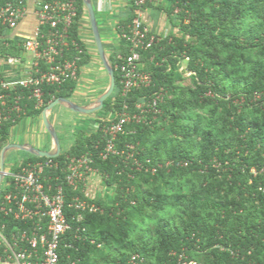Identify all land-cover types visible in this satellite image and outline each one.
Masks as SVG:
<instances>
[{
  "label": "trees",
  "instance_id": "obj_1",
  "mask_svg": "<svg viewBox=\"0 0 264 264\" xmlns=\"http://www.w3.org/2000/svg\"><path fill=\"white\" fill-rule=\"evenodd\" d=\"M10 1L18 2L0 4ZM77 7L70 33L84 51L83 68L91 55L79 35L84 1ZM158 9L180 34L140 52L150 87L122 96L117 65L119 56L130 54L122 38L129 19L119 26L121 45L109 57L116 87L99 112L98 127L77 133L56 158L63 168L67 157L90 153L92 168L113 192L112 201L104 202L91 199L83 186L65 187L70 230L60 244L61 264H131L133 256L142 264H264V0H170L168 9ZM6 32L0 24V56L24 59L26 41L6 39ZM187 73L191 86L183 84ZM77 83L44 87L41 110L25 93V114L16 122L70 99ZM161 93L160 113L128 125L116 142L119 154L101 160L105 127L125 106L139 114L137 105L147 106ZM16 122L2 127L0 153ZM75 198L101 211L80 213ZM2 225L9 236L14 224L0 214Z\"/></svg>",
  "mask_w": 264,
  "mask_h": 264
},
{
  "label": "built area",
  "instance_id": "obj_2",
  "mask_svg": "<svg viewBox=\"0 0 264 264\" xmlns=\"http://www.w3.org/2000/svg\"><path fill=\"white\" fill-rule=\"evenodd\" d=\"M77 1L41 0L37 3V25L32 38L24 45V54L29 55L27 65H23L24 59L21 58L5 59L9 66L26 67L24 76L11 81L0 73V131L6 122L14 123L25 114L22 107L25 93L27 100L35 103L36 110H41L45 105L44 87H60L79 80L84 51L71 39L70 33L77 17ZM133 1L132 22L128 33L122 36L129 44L130 54L119 56L121 63L117 65L123 97L135 89L150 87L152 77L142 69L140 52L152 49L162 39L153 34L142 20L145 7L158 4L160 0ZM179 12L177 8L175 14ZM26 13L24 0L0 4V24L13 31ZM161 102L162 93L147 106L144 103L137 105L139 114H132L125 106L116 120L105 127L106 146L99 158L106 160L118 155L116 142L119 135L128 125L141 123L145 114L158 115ZM129 149L132 150V147ZM128 158L132 159V155L129 154ZM93 163V157L88 153L79 158L67 157L63 168L52 158L27 164L21 162L12 168H5L0 187V214L10 218L14 226L9 236L4 234L6 225L0 228V264H61L60 244L70 230L64 211L65 187L83 186L85 192L89 175L97 173L92 168ZM136 165L141 169V164ZM73 207L80 213L101 211L96 205L80 198L74 199ZM78 219L82 220L81 214ZM131 264H142V261L139 256H133Z\"/></svg>",
  "mask_w": 264,
  "mask_h": 264
},
{
  "label": "crops",
  "instance_id": "obj_3",
  "mask_svg": "<svg viewBox=\"0 0 264 264\" xmlns=\"http://www.w3.org/2000/svg\"><path fill=\"white\" fill-rule=\"evenodd\" d=\"M41 0H24V4L27 8V13L25 18L19 23L18 27L13 31L6 32V39L15 38L20 39L22 41H27L28 39L32 38L34 30L37 25L36 17H35V9L37 3ZM91 3L94 8L95 17L98 25V29L100 32V36L102 38V43L104 46V50L106 52L107 57L109 58L110 55L114 54L118 51L120 47V35L118 33L119 26L123 23L127 22L129 19H132V6L133 0H91ZM170 6V0H160L158 4L151 5L150 7H146L142 12V20L146 27L155 35L160 38H165L169 35H178L180 34L179 29L174 26L171 20L168 18V15L158 9H168ZM102 22V25L100 24ZM80 39L85 44L87 48V52L91 55V62L90 64L86 65L81 69L80 77L77 83V88L74 94L69 100L73 104L84 107L90 108L92 107L99 97L106 92L109 87V77L105 80L100 75L99 71H96V81L92 82L90 71L93 67H95V63L97 60L100 59L98 55V51L95 44V39L88 15L87 8L85 6V14L80 24ZM24 61L23 65L26 66L27 62L29 61V55L24 54ZM101 61V60H100ZM103 66V64H101ZM26 68V67H25ZM24 67H13L9 66L5 60L0 56V73L8 80H16L22 78L24 76ZM104 68V67H103ZM105 70V69H104ZM99 112L94 113V116L90 117L88 120V130L82 128L81 126L83 123L82 118H78L76 115L78 113L73 112L68 105L62 104L56 106L49 114L48 120L54 130L57 133L61 144V154L68 151L71 146L74 144L75 139L71 140V133L74 134L76 138V134L81 131H91L95 129L96 126L94 122L99 118ZM84 115V114H82ZM93 115V114H92ZM91 116V115H87ZM56 122L60 128L58 131L56 127ZM28 126V127H27ZM20 129L21 132L24 133V130H29L23 145H20L24 148H34L40 150L39 146H48L50 145L51 150L48 151L49 153H54L56 151L55 145L53 143L52 137L49 132L46 130L42 115L39 117L31 118L26 117L21 119L19 122H16L12 128L10 129L9 133V144L16 145L14 143V135L16 129ZM71 131V132H70ZM17 133H19L17 131ZM61 136L64 138V142H67V150L63 151V143ZM31 138V139H30ZM28 139L31 142H28ZM6 146V147H7ZM18 150V149H15ZM22 151V150H20ZM29 154V153H28ZM32 155V154H30ZM95 174H91L88 177V182L85 187V194L89 197L92 196L90 179L93 178ZM90 183V188H89ZM101 187V186H100ZM13 264V263H9Z\"/></svg>",
  "mask_w": 264,
  "mask_h": 264
},
{
  "label": "water",
  "instance_id": "obj_4",
  "mask_svg": "<svg viewBox=\"0 0 264 264\" xmlns=\"http://www.w3.org/2000/svg\"><path fill=\"white\" fill-rule=\"evenodd\" d=\"M83 1H84V5L86 6L87 11H88V15H89V19H90V23H91V27H92V31H93L98 55L100 57L101 63L103 64V67H104V69H105V71L109 77V87L106 90V92L104 94H102L99 97V99L96 101V103L90 108H84V107L77 106V105L73 104L72 102H70L69 100L62 99V98L57 99L54 102H52L50 105H48L42 113V119H43L46 130L49 132V134L52 137L56 151L54 153H49V152L40 151V150H37L34 148H24V147L18 146V145H10V146L5 147L0 153V187H1V184L3 182L4 174H5V158H6V154L9 151L18 149V150H22L24 152H27L29 154H32L34 156H37L39 158H47V159L48 158L56 159L60 156L61 144H60V141H59V138L57 136L56 131L54 130V128L52 127V125L50 124V122L48 120V114L56 106L66 104L69 106V108L73 112H76L78 114H84V115H92L94 113H97V112H100L101 110H103L106 100H108L113 95V93L115 91V87H116L115 71L112 68L110 61H109V58L107 57L106 52L104 50V46H103L102 38L100 36V32L98 29L93 5L91 3V0H83Z\"/></svg>",
  "mask_w": 264,
  "mask_h": 264
},
{
  "label": "rangeland",
  "instance_id": "obj_5",
  "mask_svg": "<svg viewBox=\"0 0 264 264\" xmlns=\"http://www.w3.org/2000/svg\"><path fill=\"white\" fill-rule=\"evenodd\" d=\"M100 24L102 25L101 21H100ZM101 64L102 63H101V61L99 59V60L96 61L95 67H93L91 69L90 74H91L92 82L96 81V76H97V74H96L97 72L96 71L100 72V75L102 76V78H104L105 80L107 79L108 75H107L106 71L104 70L103 66H101ZM185 68H186V63H182L180 71H183ZM183 84L191 86V84H192L191 78H189L188 75H186L185 80L183 81ZM76 116L78 118H82V120H83V123H82L83 126H81V127L86 129V130H88V127H90V126H88V123L90 122L88 119L90 117L94 116V114L91 115V116L78 114ZM205 116H207V114ZM94 125L98 126V123L94 122ZM56 127H57L58 131H60V128H59L57 122H56ZM17 131L19 133H17ZM28 131L29 130H26V131L24 130V133H23V132H21L20 129L18 130V128H17L16 132H15V135H14V143H16V145H18V146L23 145L24 143H26L25 137H26L27 134H30V133H28ZM70 135H71V140L73 141V139H75L74 134L71 133ZM30 139H28L29 143L31 142ZM61 139H62V143H63V151H66L68 144H66L67 142L63 141L64 140L63 136H61ZM39 147L44 152H48V151L51 150L50 145H48V146H44L43 145V146H39ZM29 160L30 161H36L35 156L34 155H30V154H28L27 152H24V151L11 150V151H9L6 154L5 168L9 169V168L14 167L15 165H19L23 161L27 162ZM89 182L92 183L91 188H90V183H89V188L91 189V191L93 193L92 196L90 197L91 199L102 200L104 202H111L112 201V199H113L112 190H110L108 187L105 186V184L102 182L101 177L98 174L94 175L93 178L90 179ZM193 264H198V263H193Z\"/></svg>",
  "mask_w": 264,
  "mask_h": 264
}]
</instances>
